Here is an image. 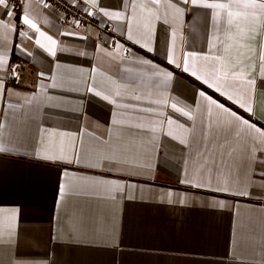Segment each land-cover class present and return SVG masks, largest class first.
Instances as JSON below:
<instances>
[{"label":"crops","instance_id":"0c3cea01","mask_svg":"<svg viewBox=\"0 0 264 264\" xmlns=\"http://www.w3.org/2000/svg\"><path fill=\"white\" fill-rule=\"evenodd\" d=\"M99 2L107 4L115 0ZM80 3L83 4V0ZM30 10L37 27L56 39L58 47L71 49L72 53L58 52L56 57L49 56L36 45L38 33L26 26L24 29L30 32L29 36L20 37L18 27L8 33L7 40L0 39V52L9 56L10 64L17 68L19 75V83L7 85L12 90L10 98L0 99V125H3L0 143L21 152L56 150L63 145L71 156L82 140L83 152L80 165L0 154V207L19 209L16 236L0 243V264H9L10 260L11 264H232L234 252L238 257L243 254L251 258L264 238V199L257 198L264 195V189L259 187V176L253 178L252 198L188 187L180 183L183 173L178 149L183 146L160 130L155 142L159 152L142 147L139 140L131 142L127 130L112 125L113 105L85 93L86 87L93 83L91 69L96 67L95 85L101 91L112 92L117 84H128L130 87L122 92L124 97L133 92L145 97L151 94L152 99L179 94L194 106L193 89L204 86L167 64L165 41L171 44L175 29V54L181 62L185 51L207 52V41L213 33L211 10L188 11L182 23L174 20L170 13L169 26L162 22L164 9L161 7V19L153 21L155 38L148 41L153 52L128 41L127 29L124 27L122 32L120 22L105 18L106 24L101 25L97 18L96 22L77 26L73 21L63 22L57 11L45 8L40 0H30ZM137 13L146 15L139 9ZM19 16L18 10L12 22L18 24ZM224 26L227 29V25ZM244 26L241 21L240 27ZM65 31L78 35H57ZM139 32H143L142 24ZM139 32L137 36L144 43ZM115 44L124 47L117 49ZM17 46L22 53L16 50ZM256 48L259 49V38ZM125 49L171 70L175 79L170 89L164 91L156 87L151 80L152 69L132 62V56ZM76 52H86L88 57L75 55ZM41 72L45 73L43 79ZM53 75L57 87H49ZM32 97L37 99L29 103ZM256 109L254 122L264 130V91L257 92ZM172 115L176 118V114ZM117 118L125 122L136 119L120 115ZM179 119L184 122L183 118ZM41 129L46 131L41 132ZM21 130L24 135H20ZM117 147L127 149L119 155L147 166L126 167L119 179L135 187L125 188L116 199H111L105 192L92 188L89 180L117 177L86 165ZM254 154L264 159V144L259 145ZM186 168L193 173L199 164L190 161ZM255 168L264 169V163L257 162ZM66 170L71 189L61 202L59 185L66 180ZM80 177L87 179H77ZM225 178L227 169L221 174V179ZM215 186L214 180L212 187ZM169 190L186 195L188 203L194 206L140 201L141 197L147 201ZM216 199L224 200L229 206L222 210L206 206ZM81 215L87 218V229L70 239L68 233L73 225L79 224ZM108 234L112 235L111 240L106 239ZM117 241L120 248L88 246L116 244Z\"/></svg>","mask_w":264,"mask_h":264},{"label":"snow or ice","instance_id":"6c2138e0","mask_svg":"<svg viewBox=\"0 0 264 264\" xmlns=\"http://www.w3.org/2000/svg\"><path fill=\"white\" fill-rule=\"evenodd\" d=\"M65 3H71L73 7L88 17L99 18L101 25L106 24L105 18L108 21L120 22L121 31L123 32L124 27L127 29L126 39L148 52L154 51L148 41L155 38L156 27L153 21L161 19L159 11L161 7L164 9L162 22L169 26H171L168 19L170 13L174 20L182 23V18L188 11L197 8L211 10L213 33L207 41V52L185 51L181 62L175 54V29L172 31L171 44L165 41L166 55L164 58L167 64L187 73L204 86L193 89L194 106L185 102L179 94L152 99L151 94L145 97L142 93L133 92L130 96L124 97L122 92L130 87L128 84H117L112 92L101 91L95 85L96 67L91 69L93 83L86 87L85 93H91L113 105L112 125L114 128L127 130L131 142L135 143L139 140L142 147L149 151L155 148L159 152L155 142L156 134L160 130L171 141H176L178 145L183 146L178 149L181 153L179 163L183 173L180 183L191 188H206V190L225 195L252 198L250 188L255 186L253 178L259 176V187L264 189V169L255 168V164L264 163V159H258L254 154L259 145L264 144V130L254 122L257 111V92L264 91V0H211V2L209 0H164L163 4L162 0H115V3L107 4H101L99 0H83V4L80 0H65ZM43 6L51 8L48 4ZM137 9L141 14L146 12V15H138ZM18 10L20 16L19 23L16 24L12 21L16 18ZM51 10L55 12L54 8ZM31 17L30 0H17V3H12L11 0H0V39L7 40L8 33L15 32L18 27L20 37L29 36L30 32L24 29L26 26L28 30L38 33L39 38L35 41L36 45L49 56L56 57L58 52L72 53L71 49L58 47V41L42 32ZM241 21L245 25L243 28L240 27ZM76 24L79 26V21H76ZM141 24L143 32H139ZM225 24L227 29H225ZM233 28L236 30L233 31ZM138 32L144 38V43H141V39L138 38ZM57 35L77 36L78 34L65 31L64 33L57 32ZM258 38L259 49L257 50ZM115 47L120 49L124 46L115 44ZM16 50L23 52L19 46ZM125 51L132 56V62L152 69L151 80L156 87L164 91L170 89L171 82L175 79L171 70L135 56L130 49H125ZM74 54L88 57L86 52ZM59 67L60 64L57 63V68ZM44 76L45 73L41 72L42 79ZM52 79L53 83L49 87H57L55 75ZM10 82L19 83V75L16 67L10 64L9 56L0 52V99L10 98L12 90L7 87ZM113 83L116 82L113 81ZM208 90L215 95L209 94ZM36 99L37 97H32L28 102L31 103ZM232 106L240 111L233 110ZM11 108L12 105L9 104V109ZM167 109L171 111L167 112ZM172 114H176V118ZM118 115L135 116L136 119H129L125 122L117 118ZM179 118H183L184 122H181ZM165 124L167 125L166 131H164ZM2 128L3 125H0V129ZM40 131L46 130L41 129ZM20 135H24V130H21ZM59 135L66 134L59 133ZM71 135L75 136V134ZM172 147L175 148V145ZM126 150V148L117 147L112 153L102 154L98 160L86 165L110 172L117 177V179L89 180L92 188L105 192L111 199H116L117 194L122 193L125 188L135 187L124 184L119 179L126 167L147 166L135 164L119 155ZM82 152V140L79 148L74 147L71 156L67 154L63 145L56 150L43 148L34 149L32 152H21L16 147H8L0 143V154L27 156L54 164L75 163L80 165ZM190 161L199 164V168L193 173H189L186 168ZM225 169H227V178L221 179V174ZM68 175L66 170V180L59 185L61 202L71 189L67 183ZM214 180L216 186L212 187ZM257 198L264 199V195H259ZM129 199L135 200L136 197H129ZM140 201L142 203H167L182 207L194 206L188 203L186 195L175 194L171 190L147 201L141 197ZM206 206L222 210L229 205L224 200L216 199ZM18 214L19 209L17 208L0 207V243H3L5 239L12 240L16 236ZM86 229L87 218L81 215L79 224L73 225L72 231H69V238L71 239L75 233ZM106 239L111 240L112 235L108 234ZM88 246L121 247L119 241L116 244H90ZM232 264H264V238L261 239L258 249L253 252L251 258L243 254L238 257L234 252Z\"/></svg>","mask_w":264,"mask_h":264},{"label":"built area","instance_id":"2783aa9c","mask_svg":"<svg viewBox=\"0 0 264 264\" xmlns=\"http://www.w3.org/2000/svg\"><path fill=\"white\" fill-rule=\"evenodd\" d=\"M42 4L51 5V9L54 8L60 15V19L63 22L79 21V25H86L88 23L96 22L95 19L88 17L83 12L77 10L76 7H73L71 3H65V0H40ZM12 3H17V0H11ZM128 53V52H126ZM16 71L17 68H16ZM18 73V72H17ZM16 83V82H10Z\"/></svg>","mask_w":264,"mask_h":264}]
</instances>
